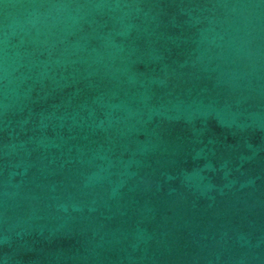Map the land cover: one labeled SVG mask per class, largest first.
Returning a JSON list of instances; mask_svg holds the SVG:
<instances>
[{"label": "water", "instance_id": "water-1", "mask_svg": "<svg viewBox=\"0 0 264 264\" xmlns=\"http://www.w3.org/2000/svg\"><path fill=\"white\" fill-rule=\"evenodd\" d=\"M0 264H264V0H0Z\"/></svg>", "mask_w": 264, "mask_h": 264}]
</instances>
